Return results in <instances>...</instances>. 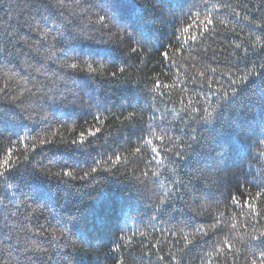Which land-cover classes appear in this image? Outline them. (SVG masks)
<instances>
[{"label": "snow or ice", "instance_id": "6c2138e0", "mask_svg": "<svg viewBox=\"0 0 264 264\" xmlns=\"http://www.w3.org/2000/svg\"><path fill=\"white\" fill-rule=\"evenodd\" d=\"M145 5L171 16V34L155 48L146 47L97 0H16L15 5L5 6L7 23H0V109H4L0 111L4 192L0 204L9 193L15 197L21 192L12 173L28 164L48 177L85 185L99 184L101 173L105 178L124 175L137 194L143 190L151 195L147 196L150 207L137 214L144 231L129 235L125 220L110 244L87 248L52 210L25 196L21 204L32 210L26 223L14 222L17 213L12 212L0 224V264H83L84 256L95 257L92 264H189L190 259H199L200 264H264V168L248 170L264 158V0L251 7L241 0L235 6L230 0H181L178 16L170 11L168 0H146ZM225 33L232 35L231 41ZM75 36L117 45L122 58L111 63L71 55L68 45ZM156 58L155 67L161 71L153 68L152 75L144 76ZM173 68L176 72L168 75L171 83H167L161 77ZM77 74L97 83L135 85L141 98L135 104L101 107L99 98L94 103L77 91ZM57 103L88 104L95 124L85 128L90 122L84 119L60 123L53 130L49 109ZM37 116L47 128L31 142L21 131L8 128L17 118ZM232 116L233 126L250 122L252 131L251 146L234 170L222 175L223 170L210 160L186 167L197 148L217 152L211 134ZM102 128L116 131L117 137L127 129L129 135L109 150L111 155L106 151L90 166L60 165L53 171L52 161L45 163L41 155L45 146L86 147ZM62 129L72 134L70 139ZM219 152L222 159L223 148ZM180 175L185 178L176 179ZM105 219L102 211L97 226ZM127 219L135 223L132 216ZM148 229L159 233L155 242H137L135 236H149ZM105 247L107 251L101 252ZM165 248L167 253L161 254ZM197 249L202 254L192 257ZM137 250L138 257L133 255Z\"/></svg>", "mask_w": 264, "mask_h": 264}, {"label": "trees", "instance_id": "16d2710c", "mask_svg": "<svg viewBox=\"0 0 264 264\" xmlns=\"http://www.w3.org/2000/svg\"><path fill=\"white\" fill-rule=\"evenodd\" d=\"M39 2V0H37ZM96 2V0H93ZM235 6L236 0H230ZM16 0H4V4L0 5V23L6 24L4 20L5 6L15 5ZM102 7L108 8L115 16L116 20L122 25H126L136 33L137 37L144 42L146 47H156L158 44L165 42L171 34V16H163L159 11H153L150 7H147L146 0H97ZM169 8L172 13L177 16L180 14L181 0H168ZM241 3H256V0H241ZM104 14V13H101ZM223 15V13H221ZM17 16V10L12 9L11 22L15 23ZM2 30V28H0ZM247 32V29H245ZM226 38L231 41L232 35L229 33L224 34ZM218 45H213L216 47ZM68 51L71 55L75 56H88L91 58L102 59L111 63H118L122 58V52L117 45L105 44L97 40L85 39L80 36H75L68 45ZM158 58L149 62L148 70L143 73L144 76L152 75V69L161 71L160 68L155 67ZM138 63V62H136ZM216 66V65H213ZM186 67V65H185ZM242 67V65H241ZM176 69L173 68L170 72H167L164 77H161L167 83H171L167 77L172 73H175ZM134 75H137L135 72ZM175 78V77H173ZM75 83L78 86L77 91H81L84 95V99L90 97L95 103L99 98V105L101 107H119L121 104H135L137 100L141 98V91L135 85L128 83H121L118 85H109L107 83H97L93 81L86 74H77L75 77ZM150 83V82H149ZM221 83H225L221 81ZM51 86V85H50ZM191 88L192 86L189 85ZM203 102V98H201ZM214 102V101H213ZM163 108V105H160ZM169 108L172 105L168 106ZM178 108L179 105L177 104ZM4 109H0L3 111ZM132 109L129 108L128 111ZM50 117L49 123L54 125L53 130L59 127L60 123H67L71 125L73 122H82L84 119L89 120L88 127L94 125L95 122L91 120L92 109L88 104H54L49 109ZM117 111V109H113ZM148 113H145V121L148 120ZM159 115V114H157ZM235 116L229 117V119L222 125H217L216 129L211 134V138L215 141L217 152L210 154L208 148H197L196 152L192 155L191 159L186 162V167L195 163H203L206 160H210L219 165L224 174L231 173L235 166L239 163L240 157L244 151L251 146L250 137L252 135L251 129L248 127L250 122H245L243 126L237 124L233 126L231 121ZM172 119L171 116L168 117ZM39 116L30 120H22L17 118L14 122H9V130L21 131V135L29 138L41 134L43 136L47 125L39 122ZM99 126V125H96ZM119 128V125L116 126ZM27 129V131H24ZM3 130V126L0 125V131ZM77 128V133L80 131ZM111 129L102 128V133L93 140V143L86 147L82 146H68V145H48L41 150V155L47 163L52 161L53 171L59 170V166L70 167H87L93 163L94 158L100 160L105 157V152L111 155L109 151L122 142V137L129 135V131L126 129L122 132L121 136L117 137L116 131H112V136H109ZM121 131H123L121 129ZM62 135L66 138H71L72 134L61 130ZM8 133L6 132L5 135ZM115 138L114 142L113 139ZM159 143V142H157ZM3 146L7 147V142H3ZM171 146V145H169ZM22 147V146H20ZM223 148V158L218 159L220 152L219 149ZM122 151V149H120ZM39 159V157H37ZM131 167V166H130ZM143 165H141V168ZM264 168V158H258V162L254 161L251 166H248V170H259ZM183 171V169H182ZM121 173H123V167H121ZM16 182L19 184L21 192L17 193L15 197L11 193L8 194L6 200L0 204V224L3 223V218L6 214L15 212L16 217L13 221L16 223H26V217L32 211L28 207L21 204V200L25 196L29 197L35 202L43 204L48 209L53 211V214L57 219H62L67 223L72 232L85 242L84 248H87L89 244L104 245L110 244L113 236L119 231L123 222L127 221V227L125 231L130 235L137 229L144 231V226L140 223L138 212L150 207L147 196L151 195L146 191H141L137 194L136 189L131 187L129 178L124 175H117L116 177H106V174L101 173L100 183L97 185H85L81 182H69L68 180H61L59 178L48 177L41 174L38 170L33 169L30 164L19 166L12 173ZM183 175L177 176L176 179H184ZM231 179V177H229ZM122 181V182H120ZM13 183H15L13 181ZM215 190V185L212 186ZM0 195H4L3 185L0 184ZM154 199V197H153ZM9 201L11 203L9 204ZM179 206V205H177ZM239 211V209H234ZM103 211L106 217L105 223L102 226L98 225V216ZM129 216L135 218V223L132 219H127ZM243 221L244 217H239ZM43 222V218H41ZM55 221H53L54 223ZM147 222L145 218V223ZM203 222V221H201ZM35 223V221H33ZM157 227H168L167 224ZM186 231H188L186 229ZM149 236L141 237L139 234L135 236L137 242L143 240L145 244L154 243V238L159 236V233L151 232ZM2 238V234H0ZM191 238V237H189ZM75 239V237H74ZM169 239H173L169 237ZM12 243H15L13 240ZM211 248L206 251H211ZM107 251V247L102 248L101 252ZM167 248L161 254H166ZM202 254L200 249L194 251L192 257H197ZM134 256L140 255L139 250L133 253ZM92 257L90 260L88 256L83 257V264H92ZM155 260V257H153ZM139 264V261H137ZM189 264H200L199 259H190Z\"/></svg>", "mask_w": 264, "mask_h": 264}]
</instances>
